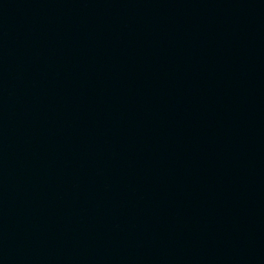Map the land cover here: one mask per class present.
<instances>
[{
	"label": "water",
	"instance_id": "obj_1",
	"mask_svg": "<svg viewBox=\"0 0 264 264\" xmlns=\"http://www.w3.org/2000/svg\"><path fill=\"white\" fill-rule=\"evenodd\" d=\"M0 264H264V0H0Z\"/></svg>",
	"mask_w": 264,
	"mask_h": 264
}]
</instances>
